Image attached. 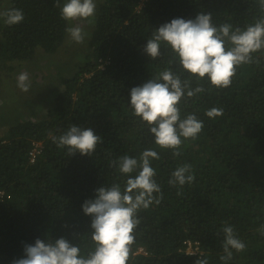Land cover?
I'll list each match as a JSON object with an SVG mask.
<instances>
[{"label":"trees","instance_id":"1","mask_svg":"<svg viewBox=\"0 0 264 264\" xmlns=\"http://www.w3.org/2000/svg\"><path fill=\"white\" fill-rule=\"evenodd\" d=\"M65 2L60 0L61 6ZM95 4L88 24L80 23L85 38L72 56L76 69L37 85L49 91L46 97H54L44 106L48 109L43 120L20 119L7 128L2 124L0 264L23 258L25 245L38 238L54 242L63 237L87 257L95 244L92 217L83 212L84 202L95 199L100 187L118 184L123 191L129 176L135 177L139 170L125 175L112 162L124 155L139 160L148 149L159 155L151 166L162 196L154 193L160 203L137 213L140 223L127 264H196L198 259L208 264H264L260 231L264 51L252 54L253 63L237 67L229 87L216 88L185 72L168 46L161 44V55L154 60L143 50L153 31L174 18L211 13L214 25L244 30L264 17L257 0H96ZM13 8L22 10L24 19L9 26L0 16V61H9L1 68L33 60L40 48L56 53L71 25L61 18L55 0H0V13ZM165 70L189 81L191 89H204L192 97L185 89L178 104L181 119L194 114L203 122L196 139L182 138L179 156L156 145L149 127L130 106L131 89ZM212 108L222 113L210 118L206 112ZM73 124L92 128L102 137L92 155H68L66 148L53 142V136L59 137ZM38 142L41 151L32 161ZM185 164L191 165L195 180L182 189L169 185L172 172ZM226 225L246 245L243 252L233 249L227 262L220 259L225 255ZM186 241L197 242L201 253H187Z\"/></svg>","mask_w":264,"mask_h":264},{"label":"clouds","instance_id":"2","mask_svg":"<svg viewBox=\"0 0 264 264\" xmlns=\"http://www.w3.org/2000/svg\"><path fill=\"white\" fill-rule=\"evenodd\" d=\"M257 2L264 13V0ZM55 6L60 8L61 18L68 22L88 20L95 15L96 9L94 0H66L62 6L60 0H55ZM0 16L9 26L24 19L23 11L15 8L0 13ZM66 32L74 42H84L81 27L70 26ZM161 44L171 49L179 58L181 68L190 76H195L197 80L207 79L216 88H227L237 67L253 63L252 54L264 51V17L244 30H233L230 24L214 25L211 13H200L195 19L174 18L153 31L143 50L154 60L161 55ZM226 44L229 45L227 50ZM255 62L258 64L259 60ZM17 86L24 92L29 90L27 73L18 75ZM185 89H188V97L204 91L202 86L191 89L189 81H182L173 72L165 70L130 91L133 115L147 124L156 145L171 150L175 156L180 155L182 138L196 139L203 128V122L194 114L183 119L180 117L178 104L185 95ZM221 113L222 110L212 108L206 115L215 118ZM52 140L59 148H66L68 155H92L97 144L102 143V137L92 128H82L76 124L59 137L53 136ZM152 159H159V155L148 149L139 160L124 155L118 161H113L120 173L127 175L138 169V174L129 176L123 191L118 184L100 187L96 190L95 199L84 202L83 212L92 217L91 239L95 244L94 251H90L87 257L81 256L80 248L63 237L54 242L38 238L34 244H26L24 257L14 260L12 264H127L130 246L135 239L134 229L140 223L137 213L153 203H160V199L154 195L161 193V189L155 180ZM194 180L191 165L185 164L172 172L168 183L182 189ZM177 194L181 193L178 191ZM222 231L225 255L220 259L227 262L232 259L233 249L243 252L246 245L235 235L232 226L226 225ZM260 231L264 235V226ZM195 243L192 242L193 245ZM186 252L189 253L187 247ZM196 264L208 262L198 259Z\"/></svg>","mask_w":264,"mask_h":264},{"label":"rangeland","instance_id":"3","mask_svg":"<svg viewBox=\"0 0 264 264\" xmlns=\"http://www.w3.org/2000/svg\"><path fill=\"white\" fill-rule=\"evenodd\" d=\"M94 2L96 3V0ZM88 20L72 21L70 25L80 27L81 24H88ZM73 42L68 34L63 45L54 54L43 52L40 48L33 60L23 64L10 62L13 64H4L6 66L1 68L3 63L9 61L4 60L3 63L0 61V74L13 75L9 78L0 75V133L4 130L3 125L7 128L20 119L32 122L43 120L48 109L44 106H49L54 97H46L49 91L37 85L44 86L45 79H53L56 74L67 75L71 69L72 71L76 69L77 63L72 56L74 52L81 50V45L73 44ZM55 58L56 60H53ZM55 64L57 66H54ZM7 65L13 67L8 68ZM22 72L28 74L30 88L27 92L17 86V77Z\"/></svg>","mask_w":264,"mask_h":264},{"label":"built area","instance_id":"4","mask_svg":"<svg viewBox=\"0 0 264 264\" xmlns=\"http://www.w3.org/2000/svg\"><path fill=\"white\" fill-rule=\"evenodd\" d=\"M40 147H42L40 142L35 144V148L31 152L32 161L35 160L36 155L40 153L41 151ZM187 251L189 253L198 254L200 252L198 243L196 242L195 245H193L191 241H187Z\"/></svg>","mask_w":264,"mask_h":264}]
</instances>
